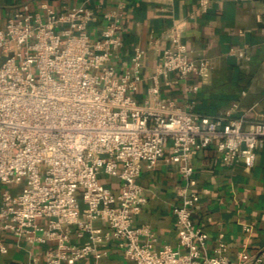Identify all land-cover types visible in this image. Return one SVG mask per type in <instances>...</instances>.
<instances>
[{
  "label": "built area",
  "instance_id": "obj_1",
  "mask_svg": "<svg viewBox=\"0 0 264 264\" xmlns=\"http://www.w3.org/2000/svg\"><path fill=\"white\" fill-rule=\"evenodd\" d=\"M209 3L198 0L200 11ZM40 8L43 20L23 11L0 27V228L30 244L52 243L43 261L27 264H75L112 238L129 264H264V248L227 257L222 233L208 253L207 232L191 217L198 194L189 163L195 150L213 146L223 163L248 169L264 145V121L243 127L230 109L202 115L161 96L160 80L169 73L185 78L207 69L206 59L188 56L176 31L140 104L144 50L134 48L122 72L110 63L121 46L120 12H104L108 22L91 39L93 13L85 4L60 11L42 2ZM244 52L230 47L227 53ZM165 150L184 179L172 207L177 247L153 248L149 226L134 224L146 202L138 177ZM103 176L116 179L117 190ZM71 234L83 241L71 242ZM5 249L0 242V252Z\"/></svg>",
  "mask_w": 264,
  "mask_h": 264
},
{
  "label": "crops",
  "instance_id": "obj_2",
  "mask_svg": "<svg viewBox=\"0 0 264 264\" xmlns=\"http://www.w3.org/2000/svg\"><path fill=\"white\" fill-rule=\"evenodd\" d=\"M42 2L56 10L85 4L92 10L87 33L97 38L108 22L107 10L120 12L121 46L111 56L117 73L128 68L134 48L144 50L141 72L144 80L135 94L142 104L147 78L153 73L161 51L169 45V35L176 31L185 43L188 56L207 60L202 76L189 74L179 78L169 73L159 83L162 97L181 110L210 116L242 117L243 127L264 121V0H210L200 11L198 0H0V27L17 12L37 13L44 19ZM243 49L241 57L228 55V49ZM192 85L196 86L191 90ZM232 104L236 107L232 108ZM213 146L194 151L189 159L195 179L197 204L192 209L194 224L207 232L208 253L215 247L218 233L227 245L225 254L235 258L241 249L254 253L264 248V145L257 148L254 163L245 169L241 163L225 164ZM165 150L153 169H142L138 177L145 201L134 217V224H146L151 230L152 247L165 244L177 247L172 207L178 203V189L184 179ZM101 181L113 190L118 182L103 176ZM96 227H103L94 221ZM79 244L82 238L70 235ZM0 264H27L34 258L41 262L51 242L27 243L0 228ZM117 241L108 239L94 252L75 264H129Z\"/></svg>",
  "mask_w": 264,
  "mask_h": 264
}]
</instances>
